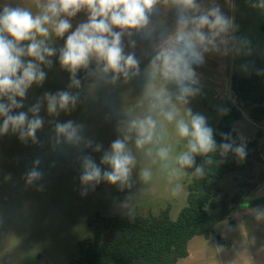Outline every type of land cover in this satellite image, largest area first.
<instances>
[{
  "label": "rangeland",
  "instance_id": "obj_1",
  "mask_svg": "<svg viewBox=\"0 0 264 264\" xmlns=\"http://www.w3.org/2000/svg\"><path fill=\"white\" fill-rule=\"evenodd\" d=\"M203 2L208 4L211 0ZM215 3L227 16L234 18L236 30L233 35L237 41H247V45L239 53L233 50L227 55L205 54L204 63L194 65L200 92L188 98L187 104L176 99L174 84L158 73L154 75L144 71L154 55V46L159 42V29L171 31L175 26V9L161 3L156 6L158 12L151 17L150 26H157L152 30L151 39L139 34L123 38L125 52H134L140 60L141 74L128 82L121 79L115 85L89 82L78 77L82 87L72 91H79L80 102L70 114L61 113L56 118L82 123L84 135L102 144L105 150L113 140L130 137L127 143L136 159V166L130 186L120 194H113L112 186L101 182L86 196L81 195V169L77 159L81 152L71 146L53 148L50 140L52 125L48 123L53 118L45 109L40 112L45 119L43 129L37 133L40 143H22L11 133L0 136V264H69L78 254V243L91 236L89 223L97 216L134 219L158 216L168 210L171 219L177 220L188 205V186L192 181L189 169L185 170L187 175L179 178L174 172L177 167L174 157L184 149L186 142L176 135L174 124L165 122L163 126L158 124L153 144L136 149L135 132L129 131V124L131 120L149 114L152 105H156L155 111L158 112L163 101L167 100L165 107L176 105L182 112L190 108L194 113L203 114L215 131L228 108L238 104V98L231 89L232 80L249 77L255 62L264 59V8L257 7L260 0H215ZM22 4L31 6L32 0H23ZM86 20L85 11L71 18L73 30ZM132 39L136 41L134 48L129 46ZM52 43L59 48L63 46L64 39H54ZM52 59L53 66L45 68L47 79L42 86L33 85L29 89L23 110L26 111L44 92L67 88L69 73L60 67L57 57ZM234 130L237 145L243 142L248 146L253 141L256 144L250 151V157L240 164L238 173L226 175L217 183L220 197H225L228 203L242 188L252 193L264 181V122H252L244 110ZM169 146L172 149L170 159H160L158 149ZM148 149H151L150 154ZM83 154L91 155L98 164L102 156V152L91 149L84 150ZM37 158L41 161L39 170L43 178L28 185L25 174ZM142 169L151 173L147 182L140 179ZM8 174H11L10 179ZM41 186L42 190H38ZM174 192L178 194L173 195ZM262 197L264 183L250 200ZM232 214L226 220L231 219ZM224 225L220 223L218 226ZM190 252L195 257L185 264H217L220 254L213 243L208 244L203 238L191 245Z\"/></svg>",
  "mask_w": 264,
  "mask_h": 264
},
{
  "label": "clouds",
  "instance_id": "obj_2",
  "mask_svg": "<svg viewBox=\"0 0 264 264\" xmlns=\"http://www.w3.org/2000/svg\"><path fill=\"white\" fill-rule=\"evenodd\" d=\"M161 3L175 9L176 22L171 31L159 30V42L144 71L158 73L174 84L176 99L187 104L188 98L200 92L194 65H202L205 54L227 55L233 50L239 53L247 45V41H237L233 35L234 18L227 16L215 0L208 4L203 0H32L31 6L23 5L20 0L17 6H12L5 0L0 10V136L11 133L22 143H40L37 133L45 125L40 112L45 109L53 118L48 121L52 125L53 148L71 146L81 152L77 159L82 196L95 190L101 182L120 190L129 187L136 166L127 143L130 137L113 140L105 150L102 144L84 135L82 123L56 118L61 113L70 114L80 102L79 91L72 89L82 87L78 78L82 70L104 85H115L121 79L128 82L141 74V62L134 52H125L123 38L139 34L151 39V17L158 12L156 6ZM257 7L264 8V0H260ZM81 11L87 13V20L73 30L71 18ZM54 39H64L63 46L54 47ZM135 45L134 39L129 41L130 47ZM53 57H57L60 67L69 73L67 88L46 91L23 110L29 89L33 85L42 86L47 79L45 68L53 66ZM167 104L164 100L158 112L156 105H152L149 114L131 120L129 131L135 132L136 149H144L156 141L158 124H174L176 135L186 142L184 149L174 157L177 166L174 172L178 178L187 175L185 170L194 166L191 175L198 179L204 177V167L196 166L197 156L209 157L206 161L209 165L213 163L210 154L217 152L222 158L220 163L229 153L240 161L246 158V143L237 145L230 133H221L222 142L217 144L206 116L190 108L182 112L176 105L165 107ZM86 149L102 152L99 164L91 155L83 154ZM148 151L150 154L151 149ZM171 151L170 146L160 147L157 155L168 160ZM40 163L39 158L33 161V167L25 174L26 184L43 178ZM139 175L144 182L151 178L147 169H142ZM7 178L10 179L11 174ZM177 188L179 190L180 186ZM38 190H42V186ZM253 214L258 221H264V207L257 206Z\"/></svg>",
  "mask_w": 264,
  "mask_h": 264
},
{
  "label": "trees",
  "instance_id": "obj_3",
  "mask_svg": "<svg viewBox=\"0 0 264 264\" xmlns=\"http://www.w3.org/2000/svg\"><path fill=\"white\" fill-rule=\"evenodd\" d=\"M78 77L95 82L82 70ZM231 89L238 98L236 106H230L214 131L217 144L222 142L221 133H230L236 141L234 125L247 111L249 119L258 124L264 122V59L255 62L249 77L234 78ZM240 144V143H239ZM253 141L247 146V156L255 146ZM213 163L207 164L209 157L197 156L196 166H203V178H195L188 186V205L173 221L170 212L158 216L108 217L97 216L90 221L91 236L78 243V254L69 264H178L189 256L188 245L195 237H209L216 226L227 219L237 207H247L250 191L242 188L231 202L220 197L217 187L226 175H235L242 161L229 153L223 163L218 152L210 154ZM245 158V159H246ZM244 159V160H245ZM243 160V161H244ZM195 166L189 169L191 173ZM112 186V185H111ZM113 194H120L117 186H112Z\"/></svg>",
  "mask_w": 264,
  "mask_h": 264
},
{
  "label": "crops",
  "instance_id": "obj_4",
  "mask_svg": "<svg viewBox=\"0 0 264 264\" xmlns=\"http://www.w3.org/2000/svg\"><path fill=\"white\" fill-rule=\"evenodd\" d=\"M9 2L17 6V0H9ZM20 2L23 3V0ZM4 3L5 0H0V10ZM149 27L153 30L157 26ZM261 185L247 198L248 202L256 201L255 203L247 207H239L232 214L231 219L221 222L225 224L222 227L218 226L219 223L209 237L199 236L191 240L188 245L189 256L180 260L178 264H185L184 262L187 260L194 259L195 255L190 252V247L201 238L208 244L213 243L217 253L222 248L224 249L218 254L217 264H264V221H258L253 214L257 206L264 207V197L250 200V197L259 190Z\"/></svg>",
  "mask_w": 264,
  "mask_h": 264
}]
</instances>
